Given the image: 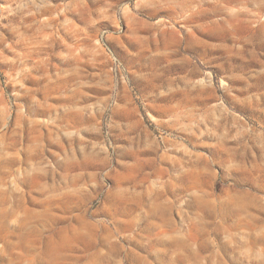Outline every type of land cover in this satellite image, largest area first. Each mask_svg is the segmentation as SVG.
Returning a JSON list of instances; mask_svg holds the SVG:
<instances>
[{
  "label": "clouds",
  "instance_id": "9594fccd",
  "mask_svg": "<svg viewBox=\"0 0 264 264\" xmlns=\"http://www.w3.org/2000/svg\"><path fill=\"white\" fill-rule=\"evenodd\" d=\"M0 264H264V0H0Z\"/></svg>",
  "mask_w": 264,
  "mask_h": 264
}]
</instances>
